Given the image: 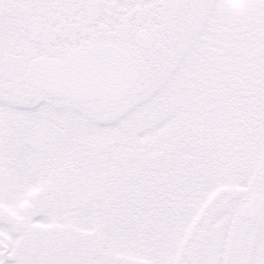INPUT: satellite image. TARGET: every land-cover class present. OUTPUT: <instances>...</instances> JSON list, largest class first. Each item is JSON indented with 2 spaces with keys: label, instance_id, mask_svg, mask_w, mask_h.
<instances>
[{
  "label": "snow or ice",
  "instance_id": "obj_1",
  "mask_svg": "<svg viewBox=\"0 0 264 264\" xmlns=\"http://www.w3.org/2000/svg\"><path fill=\"white\" fill-rule=\"evenodd\" d=\"M0 264H264V0H0Z\"/></svg>",
  "mask_w": 264,
  "mask_h": 264
}]
</instances>
